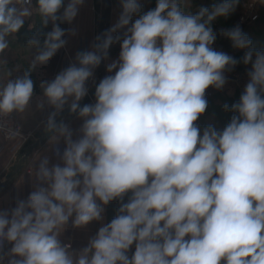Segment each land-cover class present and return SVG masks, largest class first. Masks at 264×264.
Segmentation results:
<instances>
[{"label": "clouds", "instance_id": "obj_1", "mask_svg": "<svg viewBox=\"0 0 264 264\" xmlns=\"http://www.w3.org/2000/svg\"><path fill=\"white\" fill-rule=\"evenodd\" d=\"M85 2L0 0V142L27 139L14 114L47 113L29 191L0 197V264H264V48L239 24L213 27L240 0L194 12L192 0H155L147 11L144 0H118L115 23L40 81L36 96L32 72L78 35L61 25H73ZM26 22L36 52L13 76L8 37ZM218 35L243 56L217 50ZM241 63L247 81L222 106L228 123L202 127L207 90L222 91ZM101 64L107 74L97 82ZM94 222L82 246L66 238Z\"/></svg>", "mask_w": 264, "mask_h": 264}, {"label": "crops", "instance_id": "obj_2", "mask_svg": "<svg viewBox=\"0 0 264 264\" xmlns=\"http://www.w3.org/2000/svg\"><path fill=\"white\" fill-rule=\"evenodd\" d=\"M67 2V0H65ZM98 10L99 0H86L85 5L81 8L80 13L73 25L62 24L61 27H76L78 35L75 37H66L68 43L65 47V54L62 53V49L58 51L59 55L55 56L45 66H38L36 71L32 72V75L36 78L38 85L40 81L54 79L55 76L64 68H66L75 57L77 51L87 49L94 37L98 35V28L100 19L98 22ZM36 19V17H34ZM28 23V22H26ZM15 49H29L26 45L16 46ZM13 48V50H15ZM34 49V48H33ZM32 51V50H31ZM29 57H32L30 54ZM25 57H23L24 59ZM18 59V58H17ZM13 69V76L22 75L23 72L17 74V67ZM6 69H0V82L7 79L5 75ZM42 90L36 96H40ZM35 99V98H34ZM34 107V105H33ZM46 112L41 113L39 111H32L26 113L24 118L15 115L17 123L21 126L24 133H31V137L26 142H21L19 139L13 142H0V197L10 198L19 191L21 195H26L29 191L28 180L29 169L35 163L38 154L43 153L47 147V141L39 145L25 160L23 169L15 176L14 180L9 183L7 187H4V182L7 175L11 172V169L17 165L24 157L30 144L38 138L42 131V121L46 116ZM15 146L17 147L16 149ZM107 222V212L105 217ZM99 224L93 223L86 230H73L71 228L65 233L66 238H71L74 247H80L87 242V238L93 234Z\"/></svg>", "mask_w": 264, "mask_h": 264}, {"label": "rangeland", "instance_id": "obj_3", "mask_svg": "<svg viewBox=\"0 0 264 264\" xmlns=\"http://www.w3.org/2000/svg\"><path fill=\"white\" fill-rule=\"evenodd\" d=\"M211 2L212 1H210L209 3L211 4ZM111 3H112V9H111V15H110V18H111L110 27L115 23L117 16H118V13H119L118 0H111ZM201 5H204L203 0H201L199 2V4L197 3L196 6H193L194 8L192 9V11L194 12ZM102 9H103V4H102V1L99 0L98 22H99V19H101ZM240 12H241V4H240ZM260 13H261V11H260ZM260 16H261V14H260ZM225 21H226L225 18H219L214 23L213 27L218 33H219V29L221 28L220 24H222V22H225ZM259 23H261V22H259ZM34 24H39V21L34 19ZM238 24L242 28L243 32L246 33L252 39L253 44L255 46H257L256 48H258V49L264 48V32H263V34L261 33L260 36H258L257 34H256L257 36H254L251 32V28L257 27L259 24H257V25H254V24H252V25H241L239 22V18H238ZM221 37L222 36L218 35V38L214 44V47L217 50H222V51L227 52L228 54L234 56L235 51L232 52L229 49L231 46V43L226 44L224 46L219 44V40L221 39ZM8 39L10 41V48L8 50H6V52L4 54V58H6L8 60V65L6 66V68L8 69V68H11L12 66H14V68L17 67V69H19V71H17V74H19V73L23 72L25 69H27L29 60L35 55L36 50L33 48L13 50L12 46L15 43V39H13L12 37H8ZM237 51H239V49H237ZM62 53L65 54V48L62 49ZM118 53H119V45L117 44V45L112 46L110 49L111 57L116 58L118 56ZM30 54L32 55V57H29ZM58 55H59V53L57 52L55 55V58L58 57ZM23 57H25V58L23 59ZM247 67H250V66H247ZM247 67H245L242 71H239V72L233 71L231 73H227L226 75L229 78V82L226 84L225 88L222 91H217V90H214L211 88L210 96L213 93H221L222 94L221 98H224V96L225 97L226 96H234L237 90L243 91L244 85L247 81V77H246ZM0 69H2V68H0ZM34 71H36V69ZM231 77H235L237 79L231 81V79H230ZM206 116H210V115H207L205 113L204 116L200 117V120L198 123L200 124L202 121V122H204L205 125L210 124L209 119H207Z\"/></svg>", "mask_w": 264, "mask_h": 264}, {"label": "trees", "instance_id": "obj_4", "mask_svg": "<svg viewBox=\"0 0 264 264\" xmlns=\"http://www.w3.org/2000/svg\"><path fill=\"white\" fill-rule=\"evenodd\" d=\"M201 0H192V8L190 10H192L194 7L196 6V4L200 2ZM204 1V6H210L213 2H218V0H203ZM210 1L211 4L209 3ZM155 7V0H144V11H147L149 8H154ZM239 14H240V4L237 7V9L235 10L234 13H232L229 17L225 18L226 21L222 22V24H220V27L222 28H231L235 25L238 24V18H239ZM261 16L260 19L258 20V22L254 23V25L259 24L257 27H253L251 28V32L254 36H260L261 33L263 34L264 32V9L261 10ZM35 20L39 21V18L36 17ZM261 22V23H259ZM35 27H39V24H34ZM35 27L32 30H29L28 28V23H25V26L23 29H21V32L17 35V38L15 39V43L12 46V49L16 46H23L26 45V42L28 40V38L32 35V33L35 31ZM51 25H49V27L47 29H45V31L50 30ZM249 29V28H248ZM257 34V35H256ZM231 43L228 39L221 37V39L219 40V44L224 46L226 44ZM255 46V45H254ZM257 47V46H255ZM232 52H234V57L237 59H240L243 54H244V50H239L237 51V49L232 48V46H230L229 48ZM245 67V65L238 64L237 67L235 68L234 71L239 72L242 71ZM33 80L36 82L37 86L35 89V95L39 93L40 88L38 85V82L36 80V78L32 75ZM242 93L241 90H237L234 96H224V98H221V93H213L210 97H207L208 100V109L206 111L207 115L210 116H206L207 119H209L210 124H214L216 127L219 128H223L229 121L230 117H231V113H226L223 111V104L228 103L230 106L232 103L238 101L240 94ZM204 116V115H202ZM200 125L203 127L205 126L204 122L201 121ZM117 207V205L115 204V202L111 205L108 206L107 208V222L110 221L113 216L115 215V208Z\"/></svg>", "mask_w": 264, "mask_h": 264}, {"label": "water", "instance_id": "obj_5", "mask_svg": "<svg viewBox=\"0 0 264 264\" xmlns=\"http://www.w3.org/2000/svg\"><path fill=\"white\" fill-rule=\"evenodd\" d=\"M101 1H102V4H103V9H102V14H101L99 28H98V34L102 33L104 30L108 29L110 27V22H111V18H110L111 9H112L111 0H101ZM106 74H107L106 73V69H105L104 65L101 64V66L95 72V75L97 77V82L99 81L100 78H102ZM93 92H94V89L92 91H90L89 97L86 98L85 102H88L89 100H91ZM64 115L67 116V112H65ZM46 141H47V137L46 136H42L41 133H40L38 138L36 140H34L30 144V146L27 149V151H26L24 157L22 158V160L17 165H15L11 169V172L7 175V177L5 178L4 182L2 183V185L4 187H7L9 185V183L14 180L15 176L23 169V164H24L25 160L30 156V154L39 145L43 144Z\"/></svg>", "mask_w": 264, "mask_h": 264}, {"label": "built area", "instance_id": "obj_6", "mask_svg": "<svg viewBox=\"0 0 264 264\" xmlns=\"http://www.w3.org/2000/svg\"><path fill=\"white\" fill-rule=\"evenodd\" d=\"M240 4H241V12L239 15V22L241 25H252L254 23H256L259 18H260V11L262 9H264V5H261L257 2V0H240ZM231 81L236 80L237 78L235 77H231L230 78ZM210 90L211 88H209L207 90V97L210 96ZM12 126H16L19 125L17 123V120L15 118V115H13L12 117ZM23 132V130H22ZM24 136L27 137V139H21L18 138L21 142H26L30 137H31V133H24ZM17 147L15 146L14 149H16Z\"/></svg>", "mask_w": 264, "mask_h": 264}]
</instances>
